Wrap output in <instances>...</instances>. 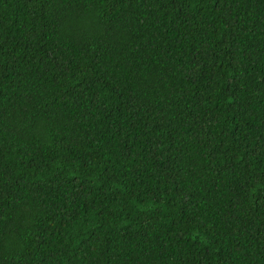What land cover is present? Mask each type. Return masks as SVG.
<instances>
[{
    "label": "trees",
    "instance_id": "obj_1",
    "mask_svg": "<svg viewBox=\"0 0 264 264\" xmlns=\"http://www.w3.org/2000/svg\"><path fill=\"white\" fill-rule=\"evenodd\" d=\"M0 264H264V0H0Z\"/></svg>",
    "mask_w": 264,
    "mask_h": 264
}]
</instances>
